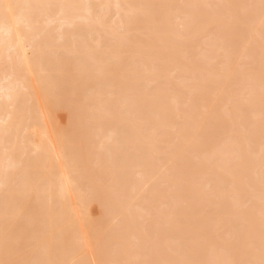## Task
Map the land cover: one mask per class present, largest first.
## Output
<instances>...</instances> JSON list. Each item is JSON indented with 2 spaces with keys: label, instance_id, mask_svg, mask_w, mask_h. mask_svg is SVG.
Listing matches in <instances>:
<instances>
[{
  "label": "bare ground",
  "instance_id": "obj_1",
  "mask_svg": "<svg viewBox=\"0 0 264 264\" xmlns=\"http://www.w3.org/2000/svg\"><path fill=\"white\" fill-rule=\"evenodd\" d=\"M0 264H264V0H0Z\"/></svg>",
  "mask_w": 264,
  "mask_h": 264
}]
</instances>
